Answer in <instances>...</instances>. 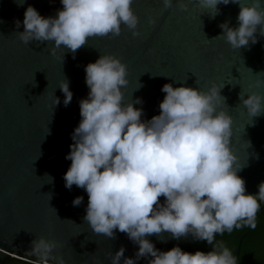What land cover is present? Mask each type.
I'll use <instances>...</instances> for the list:
<instances>
[{
	"label": "clouds",
	"instance_id": "9594fccd",
	"mask_svg": "<svg viewBox=\"0 0 264 264\" xmlns=\"http://www.w3.org/2000/svg\"><path fill=\"white\" fill-rule=\"evenodd\" d=\"M59 2L62 7L54 16H42L28 5L18 39L24 44L52 42L74 54L90 37L119 35L121 25L139 35L132 0ZM230 2L239 6L237 24L222 22V34L214 38L222 37L238 50L255 44L257 33L264 36V0H197L212 18L219 14V4ZM175 3L187 7L185 0ZM162 4L170 8L173 0ZM14 23L19 28L21 21ZM84 73L88 93L79 100L80 120L71 133L65 156L71 163L63 179L66 188L75 185L87 193L83 220L91 230L108 238L119 231L138 245L135 258L125 257L122 264H136L144 257H151L149 264H237L230 249L213 245V240L240 228L241 222L255 227L256 213L264 203V180L252 194L238 175L245 165L237 166L230 150L231 116L218 110L221 102L226 104L220 94L224 84L211 82L201 89L164 83L158 114L143 119V109L134 106L142 104L139 97L125 102L127 67L119 57L100 54L84 66ZM255 75L258 79L248 89L264 85V71ZM59 88L67 106L72 92L65 78ZM238 96L251 117L264 113V94L246 90ZM82 200L76 196L73 206ZM165 232L173 239L191 234L213 246L193 252L178 245L157 249L148 237ZM31 243V254L38 261L52 258L54 241L38 237ZM123 253L119 248L111 264H121ZM54 264L63 260L57 257Z\"/></svg>",
	"mask_w": 264,
	"mask_h": 264
},
{
	"label": "water",
	"instance_id": "95a60500",
	"mask_svg": "<svg viewBox=\"0 0 264 264\" xmlns=\"http://www.w3.org/2000/svg\"><path fill=\"white\" fill-rule=\"evenodd\" d=\"M185 3L181 9L173 0L165 9L162 0H132L139 35L121 25L119 35L90 37L73 54L52 42L24 44L17 36L28 5L42 16H54L62 7L59 0H0V264L22 257L41 264H54L57 257L63 264H111L121 247V264L125 257L135 258L138 245L125 233L114 231L108 238L91 230L83 220L87 193L64 186L79 100L88 93L84 66L100 54H113L126 65L124 99L142 100L134 106L143 109V119L158 114L164 83L201 89L211 82L224 84L220 94L226 104L221 102L218 110L231 116L230 150L236 165H245L238 175L246 192H257L264 180V113L251 117L238 94H264V85L248 89L258 79L255 74L264 71V36L257 33L255 44L233 49L214 37L222 34V22L236 26L238 4H219V14L212 18L197 0ZM15 20L21 21L19 28ZM64 78L72 92L67 106L59 88ZM76 196L83 200L73 206ZM263 209L261 203L258 211ZM38 237L56 244L44 262L31 254V242ZM148 239L164 248L201 241L191 234L173 239L166 232Z\"/></svg>",
	"mask_w": 264,
	"mask_h": 264
},
{
	"label": "trees",
	"instance_id": "16d2710c",
	"mask_svg": "<svg viewBox=\"0 0 264 264\" xmlns=\"http://www.w3.org/2000/svg\"><path fill=\"white\" fill-rule=\"evenodd\" d=\"M213 245H223L230 249L233 256L237 255V264H264V210L257 211L255 217V227L251 228L241 222L240 228H233L231 232L225 231L214 237ZM213 245L205 241L189 243L181 247L183 250L193 252L197 249L208 251ZM160 250H167L160 246H155ZM151 257L141 258L136 264H149ZM5 264H41L26 258H11Z\"/></svg>",
	"mask_w": 264,
	"mask_h": 264
},
{
	"label": "flooded vegetation",
	"instance_id": "af4514ba",
	"mask_svg": "<svg viewBox=\"0 0 264 264\" xmlns=\"http://www.w3.org/2000/svg\"><path fill=\"white\" fill-rule=\"evenodd\" d=\"M264 210V209H263ZM263 210H260V211H263ZM237 257V255L235 256V258ZM237 259V258H236Z\"/></svg>",
	"mask_w": 264,
	"mask_h": 264
}]
</instances>
